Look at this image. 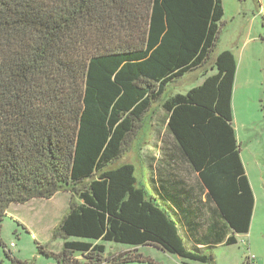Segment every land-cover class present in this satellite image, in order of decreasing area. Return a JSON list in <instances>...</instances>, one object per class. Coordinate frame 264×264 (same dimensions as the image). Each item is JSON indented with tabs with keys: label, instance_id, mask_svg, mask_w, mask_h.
<instances>
[{
	"label": "trees",
	"instance_id": "obj_1",
	"mask_svg": "<svg viewBox=\"0 0 264 264\" xmlns=\"http://www.w3.org/2000/svg\"><path fill=\"white\" fill-rule=\"evenodd\" d=\"M223 15L222 0H0L5 248L2 225L12 203L49 199L66 188L80 202L70 204L54 232L64 238L62 248L38 246L56 264L152 263L136 252L145 245L176 254L183 264H216L212 246L190 247L182 230L219 228V222L203 215L182 222L138 182L133 163L109 167L159 101L207 201L233 232L226 244L249 232L255 195L234 127V52L222 51L209 71H201L198 85L162 100L170 83L213 58ZM190 180L184 176L178 192L202 197ZM186 207L196 213L206 208ZM108 241L134 250L106 259ZM5 252L11 257L10 249Z\"/></svg>",
	"mask_w": 264,
	"mask_h": 264
},
{
	"label": "rangeland",
	"instance_id": "obj_2",
	"mask_svg": "<svg viewBox=\"0 0 264 264\" xmlns=\"http://www.w3.org/2000/svg\"><path fill=\"white\" fill-rule=\"evenodd\" d=\"M222 2L224 15L220 35L212 53L213 58L202 70L188 72L170 83L162 95V100L177 92L184 93L198 85L201 71L204 69L209 71L216 55L224 50L230 49L236 54L237 73L240 69V72H245L247 79L252 78L255 73H258V77L262 76V85L258 88V92L255 89V93L252 94L253 90L248 88L242 95L243 106L239 110V128H237L245 166L253 175V179L257 180L254 181L258 185L259 202L257 203L255 197L249 232L240 234L235 244L213 248L216 264H245L249 249L253 255L258 252L264 258V0H222ZM166 118L167 113L161 102L154 103L144 116L142 127L130 145L109 166L133 163L138 182L142 183L150 194L155 192L149 180L146 158L150 152H154L159 147V137L162 133L167 135L163 143L170 146ZM234 125H236L235 119ZM190 179H197L194 172L190 174ZM89 181L90 179L85 180L81 186L88 184ZM259 186L262 187V193ZM76 201L80 202L77 195L71 189L63 188L49 199L33 198L26 203H12L2 225L1 236L6 248L0 243V264H18L14 258L29 264H56V258L40 252L38 246L45 245L55 252L61 250L64 238L62 235L57 237L53 235L70 204ZM105 244L106 259L120 252L134 250L133 247L114 241ZM5 249L11 250V257L6 254ZM136 250L153 262L133 261L120 264H181L177 255L154 245L139 246ZM75 257L84 260V256L80 253H76ZM106 262L104 261L103 264Z\"/></svg>",
	"mask_w": 264,
	"mask_h": 264
},
{
	"label": "crops",
	"instance_id": "obj_3",
	"mask_svg": "<svg viewBox=\"0 0 264 264\" xmlns=\"http://www.w3.org/2000/svg\"><path fill=\"white\" fill-rule=\"evenodd\" d=\"M240 71L241 70L239 69V72L236 74L237 77L235 79V87L233 91V110H235L234 119L237 125H234V127L236 130L238 142L240 139L238 136L237 128H239V110L243 106L242 95L244 92L247 91L248 88L252 89V94H254L255 89H257L258 92V88H260L262 85V76L259 75L258 77V73H255L252 78L250 77V79H247L245 76V72ZM255 96V100L258 99V95L256 94ZM257 108L258 107H256V109ZM165 135V133H162L160 135L159 147L154 150V152H150L148 154V157L146 158L149 168V180L155 192L151 195H153L158 201H161L165 205L171 207L174 210V213L176 214L178 219H180L182 222H194L195 220H200L201 216L203 215L205 217V220H208L209 222L220 223L221 226H219V228H212V226L210 225L208 226V228H199L198 230H196L195 228H187L186 226H184L182 232L188 235L187 243L190 247L197 246L200 248H205L207 246H212V248H216L217 246L229 245L226 244V239L230 234L233 233L232 230L228 228V226L223 222V219H221L219 211L215 208L214 204L212 202L207 201V191L203 188L198 178L197 172L192 169L188 160L184 156L183 151L179 149L174 139V136L170 133V146H167L163 143V141L166 140L164 139ZM241 158L258 203L260 196L257 191V180L253 179V175L246 168L242 153ZM193 172L196 174L197 179L190 180L188 185L194 191L195 194H197L199 191H202L203 195L202 197H193L192 192L190 198L188 197V199L187 197H185L187 193L181 194L178 192V189H180V186H178V184L183 186L182 178L184 176L190 177V174H192ZM259 188L261 189L262 193V187L259 186ZM197 204L203 207L206 206V208H201V210L196 213L194 209L195 207H192V209H188V207H186V205L194 206ZM240 234L246 233H236L235 236L237 238V242ZM248 253H251L250 249ZM178 257L181 260V264H183V258L180 256ZM255 259L257 264H264V258L258 252L255 255Z\"/></svg>",
	"mask_w": 264,
	"mask_h": 264
},
{
	"label": "built area",
	"instance_id": "obj_4",
	"mask_svg": "<svg viewBox=\"0 0 264 264\" xmlns=\"http://www.w3.org/2000/svg\"><path fill=\"white\" fill-rule=\"evenodd\" d=\"M12 246H14V244H12ZM245 264H257L256 263V259H255V255L249 253L246 257V262Z\"/></svg>",
	"mask_w": 264,
	"mask_h": 264
}]
</instances>
